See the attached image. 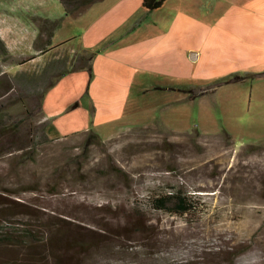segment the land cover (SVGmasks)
I'll return each mask as SVG.
<instances>
[{"label":"rangeland","instance_id":"obj_1","mask_svg":"<svg viewBox=\"0 0 264 264\" xmlns=\"http://www.w3.org/2000/svg\"><path fill=\"white\" fill-rule=\"evenodd\" d=\"M176 4L167 0L156 14ZM56 5L0 0V18L23 21L28 42L39 13L58 17ZM95 10L63 17L54 44L75 47ZM45 43L42 32L34 47L52 48L49 56L61 48ZM3 47L0 126L17 133L0 137V217L39 242L34 253L0 245V264H264V69L226 83L227 74L166 79L175 83L169 89L151 85L163 78L148 79L145 91L132 89L142 117L98 142L91 129L50 137L40 127L47 122L36 105L70 54L57 66L32 61L4 72L30 56ZM199 87L207 91L188 97ZM175 189L194 194L193 213L146 206L149 196Z\"/></svg>","mask_w":264,"mask_h":264},{"label":"crops","instance_id":"obj_2","mask_svg":"<svg viewBox=\"0 0 264 264\" xmlns=\"http://www.w3.org/2000/svg\"><path fill=\"white\" fill-rule=\"evenodd\" d=\"M56 1L61 24L63 17L78 18L89 9L96 10L87 16L91 19L85 21L75 47H55L51 56V48L34 47L36 24V37L27 42L23 21L0 18V39L7 53L30 56L6 66L4 72H17L32 61H51L57 66L63 55L96 51L106 44L94 53L91 74L85 68L68 71L45 91L41 109L50 137L91 129L102 140L108 139L126 119L142 117L136 111L138 105L133 106L137 103L132 89L139 86V93L145 91L146 80L151 78L196 75L204 79L264 69V0H177L174 8L159 15L167 0L153 9L143 0H97L78 16L67 14L60 0ZM97 2L100 6L93 9ZM39 14L40 18L54 17ZM60 26L45 43L47 47L58 45L53 39ZM161 84L151 85L175 86L169 80Z\"/></svg>","mask_w":264,"mask_h":264},{"label":"trees","instance_id":"obj_3","mask_svg":"<svg viewBox=\"0 0 264 264\" xmlns=\"http://www.w3.org/2000/svg\"><path fill=\"white\" fill-rule=\"evenodd\" d=\"M97 0H60V2L64 6V10L67 14L78 16L80 15L85 8H87L89 5L94 3ZM164 0H143V4L148 7L149 9L156 8L160 6L163 3ZM35 23L38 29V36L36 38V41L38 40L41 33H45L46 42L49 43L50 38L52 37L55 29L60 26L62 22V18H38ZM35 41V42H36ZM0 43L3 44L2 40L0 39ZM63 43L56 45L55 47L61 46ZM106 44H102L100 46L101 49ZM54 48V47H53ZM52 49V48H51ZM97 49V50H98ZM50 50V49H49ZM45 50V51H49ZM96 50V51H97ZM96 51H87V50H81L79 53H74L68 61V58L66 57V60L68 61V66L60 69L56 72V75L47 83L45 89H43L42 95L39 98V101L36 105V107L39 109L40 114L42 117H44L42 109H41V102L43 95L45 91L51 87L57 79L63 75L64 73L68 71H75L78 69H87L89 71V74H91V60L93 58V55ZM3 52H6V48L3 47ZM33 57L29 58L32 59ZM234 78H233V77ZM244 76H238V74H231L229 75V78L227 80H224L222 83L230 82L232 80L237 81L240 79H244ZM3 81V80H2ZM198 91L188 90L187 92L192 93L188 94V97H197L203 93H205L207 90L205 88H198ZM186 91V90H184ZM75 105V104H74ZM47 123L42 124V130L43 135H46L44 132L43 127L45 128ZM17 133V130L12 125H1L0 126V137L4 138L5 141H10L12 137ZM90 137L95 138L98 142H101L100 136L94 132L93 130H90ZM22 148V147H20ZM26 152L23 151L19 156L25 158ZM146 206L153 210H159V211H166L174 215H185L188 213H193L197 209V200L194 194L187 193L186 191L182 189H175L173 191H167L159 193L155 196H149L147 198ZM4 216V215H2ZM9 219L1 218L0 217V245H12V246H25L28 248L30 253H34L35 250L34 246L39 242V238L36 237L33 233L29 232V228H20L19 231H15L16 227L12 224L10 225ZM19 229V228H18ZM29 230V231H28Z\"/></svg>","mask_w":264,"mask_h":264}]
</instances>
